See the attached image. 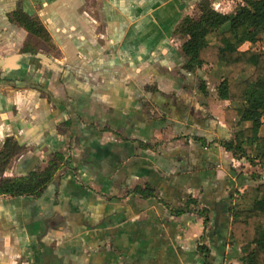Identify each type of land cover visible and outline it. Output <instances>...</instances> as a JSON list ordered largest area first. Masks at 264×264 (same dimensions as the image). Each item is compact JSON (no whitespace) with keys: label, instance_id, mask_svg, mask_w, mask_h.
<instances>
[{"label":"crops","instance_id":"crops-1","mask_svg":"<svg viewBox=\"0 0 264 264\" xmlns=\"http://www.w3.org/2000/svg\"><path fill=\"white\" fill-rule=\"evenodd\" d=\"M173 1L0 0V181L64 159L40 195H0V264H243L231 211L252 205L264 167L221 144L224 68H182Z\"/></svg>","mask_w":264,"mask_h":264},{"label":"trees","instance_id":"trees-1","mask_svg":"<svg viewBox=\"0 0 264 264\" xmlns=\"http://www.w3.org/2000/svg\"><path fill=\"white\" fill-rule=\"evenodd\" d=\"M240 1L234 13L216 10L211 0L196 3L197 18L189 19L177 29L186 37L182 45L186 57L182 68L190 73L204 65L226 68L217 90L221 99L231 102V106L225 109V123L233 130V136L221 144L235 158H245L252 165L264 167V135L261 134L264 46L260 41L264 35V0ZM12 16L14 22L30 33L49 40V33L40 21L23 11H15ZM249 66L253 68L251 73H248ZM201 89H204V84ZM247 122L251 123L250 126L246 125ZM11 147L14 146L8 141L1 153L3 162L7 163L12 157ZM62 162L64 159L58 154L40 172L22 178L2 179L0 195H40L54 180ZM135 192L145 197L153 195L148 187H138ZM231 215V239L235 246L242 247L243 264H264V182L255 188L252 205L233 208ZM207 220L205 216V222ZM202 250L210 260L208 250L203 246Z\"/></svg>","mask_w":264,"mask_h":264},{"label":"rangeland","instance_id":"rangeland-1","mask_svg":"<svg viewBox=\"0 0 264 264\" xmlns=\"http://www.w3.org/2000/svg\"><path fill=\"white\" fill-rule=\"evenodd\" d=\"M200 1V0H174L172 2V4H175L176 7L184 5L183 10H179L178 8H176V11L174 12L175 15V21L172 24H177V27H181L184 26L185 23L189 20V19H194L197 18V16L199 15V11H197L196 8V3ZM148 4L146 5V7L150 8L152 6L156 7L157 5L155 3L160 2V4L162 5L164 2H166V0H147ZM212 5L219 11L222 12H229V13H234L237 6L239 5V3L241 2L240 0H211ZM163 14V13H162ZM154 18L156 17V15L153 16ZM162 20L166 17H164L163 15L161 16ZM151 21V19H150ZM165 23L169 24V20H167ZM179 23V24H178ZM171 26V25H170ZM261 46H264V35H262L261 39ZM173 42V41H172ZM168 42V45H170L171 49L173 50V53H176L179 51L178 49V44L176 42ZM29 46V45H28ZM260 46V48H261ZM174 48V49H173ZM176 51V52H174ZM47 59L50 61V63L52 65H56L57 64V60H55L53 57L48 56ZM222 68V67H221ZM224 73L223 75L227 72L226 68H224ZM253 70V68L251 66L248 67V73H251ZM202 71V75L208 76V81L211 82L209 86V90H215L217 85H218V80L216 78H213L212 74L213 72H220L222 73L223 71H216L214 68H205ZM22 72V71H21ZM23 73V72H22ZM198 77H200V74L198 73L197 75H194L193 79V83L191 85V88L194 87V89H198V86L201 85V81L198 80ZM219 78V75L217 76Z\"/></svg>","mask_w":264,"mask_h":264},{"label":"flooded vegetation","instance_id":"flooded-vegetation-1","mask_svg":"<svg viewBox=\"0 0 264 264\" xmlns=\"http://www.w3.org/2000/svg\"><path fill=\"white\" fill-rule=\"evenodd\" d=\"M57 155H58V154H57ZM54 158H56V156H55ZM54 158H53V159H54ZM51 160H52V159H51ZM51 160H50V161H51ZM61 165H62V164H61ZM60 167H61V166H60ZM59 169H60V168H59ZM59 169H58V171H59ZM58 171H57V172H58Z\"/></svg>","mask_w":264,"mask_h":264}]
</instances>
